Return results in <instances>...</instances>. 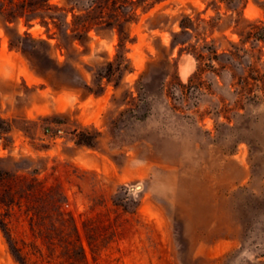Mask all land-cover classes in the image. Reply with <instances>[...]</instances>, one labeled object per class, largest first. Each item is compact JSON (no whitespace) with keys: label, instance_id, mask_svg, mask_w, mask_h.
<instances>
[{"label":"rangeland","instance_id":"obj_1","mask_svg":"<svg viewBox=\"0 0 264 264\" xmlns=\"http://www.w3.org/2000/svg\"><path fill=\"white\" fill-rule=\"evenodd\" d=\"M101 1L90 15L109 22L87 36L71 29L92 0H49L67 9L59 30L0 19V170L27 179L6 216L28 261L40 247L47 264L28 219L52 216L60 191L90 264H264V42L237 32L264 21V0ZM237 43L253 57L227 60ZM203 44L231 69L201 72ZM0 264H21L1 228Z\"/></svg>","mask_w":264,"mask_h":264},{"label":"trees","instance_id":"obj_2","mask_svg":"<svg viewBox=\"0 0 264 264\" xmlns=\"http://www.w3.org/2000/svg\"><path fill=\"white\" fill-rule=\"evenodd\" d=\"M70 1V0H69ZM72 1V0H71ZM226 3L229 0H223ZM261 6L264 7V3L258 2ZM107 1L102 2L101 0H92L90 4L87 5L86 16L88 18L84 19L80 25L72 28V34L76 37L87 36L88 31L93 27L95 23H104L108 24L109 21H94L93 16L90 15L91 11L95 9L102 10L103 7H107ZM76 6V2L73 1L72 8ZM61 10L64 14L61 13ZM67 9L63 6H58L57 4L50 3L49 0H0V19L5 23L24 17L25 22L29 23L33 18H39L40 22L44 23L48 28L50 24L55 26L58 30L61 28L62 24H65V15ZM62 15V18H61ZM189 19V17H188ZM246 23L242 26H239L237 32L240 36L239 43L244 44L247 41H263L264 42V21L262 19L248 20L243 18ZM181 26L184 29L188 28V25L183 23ZM198 26V23L195 25ZM67 27L64 28V32H67ZM124 27L119 29V40L118 47L123 48L125 45L126 36L123 35ZM239 43L233 45L234 49H227L222 51V54H225L227 60L229 58H234L237 56L238 52L243 51L246 55L251 54V50L239 46ZM191 52H193L203 64V67L200 68V71L210 70L215 74L217 70H230L231 67L226 64L219 62L218 66H215L211 61L213 58L218 56L217 49L206 47V44H203L202 47H205L207 54L204 52V49H196V45H191ZM249 53V54H248ZM205 59H210L209 62H205ZM247 66L252 67V60L248 59ZM244 69V68H243ZM192 76H189L187 82L181 83V92L191 88ZM264 82V79H263ZM239 87L246 89L249 87L250 82L247 77H241V81H235ZM231 83H229V86ZM12 124L9 119L3 117L0 114V137L7 138L8 133L10 132ZM27 180L24 175L18 174L16 172H9L7 170H0V185L2 183H8L7 194L0 197V228L3 231L6 240L9 244V247L13 254L19 259L21 264H42L39 259L42 260L43 252L40 247H36L35 258L30 263L28 261L27 252L23 251V245L18 243V239L13 235L10 225V219H7L6 214L14 211V207L20 208L21 206V197L22 195L18 193V190L23 186V181ZM29 186L34 187L37 191V194L40 196L45 195L46 191L43 188V185L35 177L29 178ZM30 187H28L30 189ZM61 192L57 191V197L54 199L52 205L53 215L50 217H37L35 215H30L28 219L29 227L32 231V234L38 236L45 243L47 253L46 261L47 264H90L88 262L86 252L82 241L80 239L78 229L73 221V219L67 215L64 211L59 208V203L61 201ZM38 206V203H33ZM5 206V212L1 210V206ZM31 208H34L31 205ZM42 206V203L40 207ZM30 209V208H27ZM91 250L93 254L98 253L96 241L89 240Z\"/></svg>","mask_w":264,"mask_h":264}]
</instances>
